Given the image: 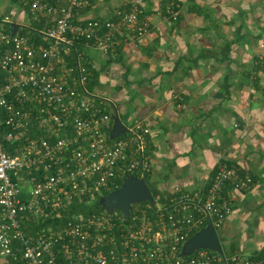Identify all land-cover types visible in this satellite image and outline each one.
<instances>
[{"label":"built area","instance_id":"built-area-1","mask_svg":"<svg viewBox=\"0 0 264 264\" xmlns=\"http://www.w3.org/2000/svg\"><path fill=\"white\" fill-rule=\"evenodd\" d=\"M14 1L20 17L0 13V264H264V241L252 255L223 247V254H180L199 229L224 224L232 212L226 188L254 186L234 165L220 164L205 193L157 192L153 205L132 204L127 219L98 206L53 222L73 200L98 208L119 180L150 172L149 126L136 118L124 136L109 139L112 113L86 88L89 73L76 47L113 51L128 38H145L150 23L136 3L83 19L91 0ZM179 12L168 3L166 19ZM35 22L38 41L20 34Z\"/></svg>","mask_w":264,"mask_h":264},{"label":"crops","instance_id":"crops-1","mask_svg":"<svg viewBox=\"0 0 264 264\" xmlns=\"http://www.w3.org/2000/svg\"><path fill=\"white\" fill-rule=\"evenodd\" d=\"M170 2L180 8L174 20L165 16ZM124 3L141 6L148 34L113 51L76 45L111 97L94 92L125 125L138 118L149 126L146 177L162 197L205 193L220 164L249 173L250 190L226 188L232 212L220 228L226 253H257L264 241V71L250 72L264 58V0H91L81 17H110ZM16 4L0 0V13L18 14Z\"/></svg>","mask_w":264,"mask_h":264},{"label":"water","instance_id":"water-1","mask_svg":"<svg viewBox=\"0 0 264 264\" xmlns=\"http://www.w3.org/2000/svg\"><path fill=\"white\" fill-rule=\"evenodd\" d=\"M19 27V23L10 24V34L13 36ZM112 108V127L109 131V139L124 136L127 128L121 121L116 106L111 102ZM142 201H149L152 205L154 200L152 198L151 190L145 179L137 176H127L123 179L121 186L108 194L101 196L98 204L101 208L106 209L111 213L114 209L121 211L124 218H128V212L132 204L140 203ZM196 249H210L223 254L220 238L217 230L208 224L206 227L199 229L187 241H185L181 248V256H188Z\"/></svg>","mask_w":264,"mask_h":264},{"label":"trees","instance_id":"trees-1","mask_svg":"<svg viewBox=\"0 0 264 264\" xmlns=\"http://www.w3.org/2000/svg\"><path fill=\"white\" fill-rule=\"evenodd\" d=\"M178 4V3H177ZM179 5V4H178ZM180 9V8H179ZM180 14V12H179ZM179 17V15H178ZM177 17V18H178ZM176 18V19H177ZM172 20V19H171ZM40 25L38 24V22H35L31 25L30 28L28 29H22L20 31V34H24V35H27L35 40H39L40 38V35L39 33H35L33 28H37L39 27ZM85 67L87 68V71L89 73V78H88V82H87V89L92 92V93H95L94 92V89H93V83H94V80L95 78H97V72L92 69V67L90 66H87L85 65ZM264 71V58H261V59H257L255 61V64L250 72V75H253V74H257L258 72H263ZM96 94V93H95ZM100 98H96V101H99ZM108 112L112 113V109L111 107L108 106ZM216 170V169H215ZM215 172V171H214ZM213 172V174H214ZM212 174V175H213ZM145 181L147 182L148 181V178L145 177L144 178ZM118 183H120L121 185V180L118 181ZM148 183V182H147ZM150 190L153 194H155L156 192L152 189V187H150ZM108 193V192H107ZM224 193L226 194V189L224 190ZM100 206L97 204V207ZM96 209H100V207L96 208L95 206H92V205H87L85 204V202L83 201H78V200H73L68 206L66 209H64V211L62 210V213L64 214V216H62L61 218H58L56 221H53V222H56V223H59V222H63L65 220V216H70L72 214H75V213H82V214H87L89 212H92ZM224 249V248H223Z\"/></svg>","mask_w":264,"mask_h":264},{"label":"rangeland","instance_id":"rangeland-1","mask_svg":"<svg viewBox=\"0 0 264 264\" xmlns=\"http://www.w3.org/2000/svg\"><path fill=\"white\" fill-rule=\"evenodd\" d=\"M15 6V9L17 10V11H20L21 10V7H20V5L17 3L16 5H14ZM14 9V10H15ZM14 16V18H17L19 15L16 13L15 15H13ZM95 88V90L98 92V93H100V94H102V95H105V96H108V97H111V95H110V93H109V90L108 89H106V91H104V89H102L103 87H101V85H100V83H99V80H98V78H95V80H94V83H93V89ZM100 97H102V96H100ZM148 182V184H149V186L151 187V184H150V182L149 181H147ZM152 189H153V187H152ZM152 193V192H151ZM157 193V192H156ZM153 194V193H152ZM217 232H218V234L220 235V236H222L223 238L221 239V243H222V247L225 249L226 248V243L224 242V238H225V235H224V231H223V228H218L217 229Z\"/></svg>","mask_w":264,"mask_h":264}]
</instances>
